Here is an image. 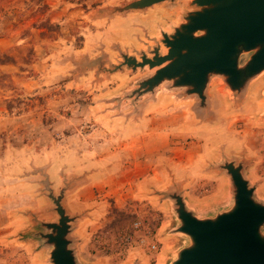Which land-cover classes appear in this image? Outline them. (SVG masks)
I'll return each mask as SVG.
<instances>
[{
  "label": "rangeland",
  "instance_id": "obj_1",
  "mask_svg": "<svg viewBox=\"0 0 264 264\" xmlns=\"http://www.w3.org/2000/svg\"><path fill=\"white\" fill-rule=\"evenodd\" d=\"M132 1L45 0L42 15L29 0H0V56L16 60L0 64V264H50L49 248L28 236L35 217H58L47 180L56 195L71 183L64 205L84 214L72 234L81 264H171L188 240L174 233V204L161 192L179 185L201 217L230 207L232 182L217 168L225 157L249 161L264 202V72L241 98L215 77L208 115L165 86L155 99L120 102L152 71L109 73L100 60L110 69L122 52H148L191 9L175 0L105 15ZM45 19L53 27H41ZM137 221L135 238L150 231L158 250L118 254Z\"/></svg>",
  "mask_w": 264,
  "mask_h": 264
},
{
  "label": "water",
  "instance_id": "obj_2",
  "mask_svg": "<svg viewBox=\"0 0 264 264\" xmlns=\"http://www.w3.org/2000/svg\"><path fill=\"white\" fill-rule=\"evenodd\" d=\"M174 1L134 0L105 10V15L144 11ZM189 6L172 31H162L161 39L148 52H140L139 57L122 52L123 61L110 69L100 60L99 70L109 73L124 67L134 72L152 71L120 102L138 105L146 95L155 99L165 86L170 92H179L181 99L196 98L199 113L208 115V91L215 77L223 80L234 97L241 98L264 72V0H190ZM248 165L245 158L227 157L217 165L231 179L233 203L212 216L201 217L189 208L179 185L161 192L174 204L179 221L174 233L188 240L171 264H264V202L257 198L256 186L247 177ZM70 186L67 182L56 195L50 181L45 182L51 210L58 217H35L39 230L28 234L49 248L50 264H81L72 234L84 214H70L65 207Z\"/></svg>",
  "mask_w": 264,
  "mask_h": 264
},
{
  "label": "built area",
  "instance_id": "obj_3",
  "mask_svg": "<svg viewBox=\"0 0 264 264\" xmlns=\"http://www.w3.org/2000/svg\"><path fill=\"white\" fill-rule=\"evenodd\" d=\"M144 225L141 221H137L133 224V229L131 232H125L119 237V246L117 248L118 254H123L124 251H129L131 249H135V245H139L140 247L147 246L148 251L156 252L158 250L157 243H149L151 232H147V236H142L140 238H135V235L138 230L143 229ZM116 251V252H117Z\"/></svg>",
  "mask_w": 264,
  "mask_h": 264
},
{
  "label": "trees",
  "instance_id": "obj_4",
  "mask_svg": "<svg viewBox=\"0 0 264 264\" xmlns=\"http://www.w3.org/2000/svg\"><path fill=\"white\" fill-rule=\"evenodd\" d=\"M32 2V4L34 5V7L36 8L37 12L41 13L42 15L45 14L49 9L50 6L45 2V0H29ZM42 26L41 27H47V28H51L53 27V24L51 23V21L49 19H45L44 22H42ZM36 25V24H34ZM16 60L15 58L8 56V55H3L0 56V64H15Z\"/></svg>",
  "mask_w": 264,
  "mask_h": 264
},
{
  "label": "crops",
  "instance_id": "obj_5",
  "mask_svg": "<svg viewBox=\"0 0 264 264\" xmlns=\"http://www.w3.org/2000/svg\"><path fill=\"white\" fill-rule=\"evenodd\" d=\"M5 200V199H4ZM4 200H2V201H4ZM2 201H1V199H0V204L2 203ZM3 207V204H2V206H0V210L2 211V208ZM4 207H5V205H4ZM1 217V216H0Z\"/></svg>",
  "mask_w": 264,
  "mask_h": 264
},
{
  "label": "bare ground",
  "instance_id": "obj_6",
  "mask_svg": "<svg viewBox=\"0 0 264 264\" xmlns=\"http://www.w3.org/2000/svg\"><path fill=\"white\" fill-rule=\"evenodd\" d=\"M261 84H262V81H259L256 86H260Z\"/></svg>",
  "mask_w": 264,
  "mask_h": 264
}]
</instances>
